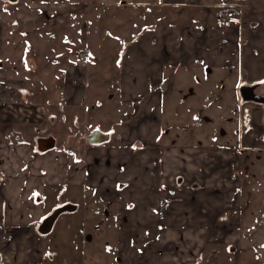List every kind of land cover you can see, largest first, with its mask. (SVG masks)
Listing matches in <instances>:
<instances>
[{
  "label": "rangeland",
  "instance_id": "1",
  "mask_svg": "<svg viewBox=\"0 0 264 264\" xmlns=\"http://www.w3.org/2000/svg\"><path fill=\"white\" fill-rule=\"evenodd\" d=\"M28 8L24 1L0 0L3 12H28ZM100 24L97 18L78 17L62 26L26 23L14 21L10 15L0 23V55L8 66L7 78L3 74L0 82L11 88V97L7 98L11 100L6 108H0V118H6L0 120V144L21 149L13 152L12 160L10 155L4 156L8 162L0 166V190H6L10 197L6 222L0 217L1 264L117 263V217L111 210L106 216L104 194L108 193L113 202L121 201L120 194L130 182L116 181L127 162L122 161L120 150L116 152L120 160L114 164L110 153L124 148L117 138L123 124L139 130V119L154 116L143 111L152 95V91L147 94L143 89L152 67L135 70L131 75L135 83L120 87L122 62L115 60L123 59L138 33L120 35V44L108 48V39H112L109 35L114 34L94 33L92 29ZM223 48H218L221 56L225 55ZM83 49H89L85 58L80 54ZM214 51L208 54L212 56ZM75 61L81 64H73ZM167 67L165 73H160L165 78L156 87L161 92L165 124L162 140L159 138L156 146L163 148L167 142L170 147L181 144L199 154L218 148L233 152L235 159L228 161V172L232 183L241 189L243 212L256 214L258 221L254 226L242 223L240 228L244 230L236 243L215 249H226L239 264H264V151L255 149L253 140L244 145L237 142L242 101L239 91L244 82L233 88L228 70L204 64L195 68ZM139 80L143 88L136 82ZM138 94L144 96L136 112L134 97ZM94 129L109 132V142L86 143ZM250 130L256 132V128H250L245 135ZM49 136L56 137V148L40 152L37 140ZM145 140L138 137L140 143L132 144V159L151 146ZM89 176L94 177L91 182ZM184 183L180 174L165 199L167 208L184 198ZM192 187L197 191L205 186L195 181ZM196 197L194 194L193 201ZM11 198L16 202L12 203ZM67 203L78 205V209L63 213L52 232L42 235L38 230L42 220ZM19 242L25 247L15 253L14 245Z\"/></svg>",
  "mask_w": 264,
  "mask_h": 264
},
{
  "label": "crops",
  "instance_id": "2",
  "mask_svg": "<svg viewBox=\"0 0 264 264\" xmlns=\"http://www.w3.org/2000/svg\"><path fill=\"white\" fill-rule=\"evenodd\" d=\"M20 1L28 3L29 11H0V23L9 15L14 21L52 22L57 26L68 25L77 17L97 18L101 24L95 28L93 25L94 33L114 34V37L109 35L112 39H108L111 43L108 48L120 44V35L138 33L137 40L124 52L123 59L120 58V62L115 60L119 64L122 62L118 72L120 87L123 84L131 87L135 83L131 76L135 70L152 67L148 70L149 75L145 72L148 77L146 88L141 80L136 82L141 83L147 94L152 91L143 111L154 113V116L143 121L139 119V130L123 124L117 138L124 148L110 153L114 164L120 160V155L116 154L120 150L122 161L127 162L126 170L120 172L116 181L130 182L120 194L121 201L113 202L108 193L104 194L108 205L107 214L104 213L107 216L111 210L114 218L117 217L116 243L119 249L116 264H239L237 259L232 260L233 254L226 249H215L216 246L236 243L244 230L240 228L242 223L254 226L258 221L256 214L243 212L241 189L239 184L232 183L228 172V161L234 158L233 152L218 148L199 154L188 147L182 148L181 144L170 147L167 142L159 149L160 144L157 147L156 143L159 138L162 140L165 124L162 122L161 92L156 87L165 78L160 73L169 69L167 65L170 68H195L204 64L224 68L229 71L233 88L243 82L246 85L264 82V0ZM178 18L183 21H177ZM110 29L112 31H108ZM223 46L225 55L221 56L218 48ZM211 50H215L212 56L208 54ZM5 68L0 67V79L3 74L7 78L8 69ZM85 76L88 77L89 73ZM9 89L10 84L0 82V98H4L0 101V108H6L11 100L7 99L11 97ZM143 96L134 97L138 102V106L137 102L134 103L136 112L140 111ZM240 105L238 125L241 126L237 133L240 141L237 142L244 145L253 140L250 144L264 151V106L242 101ZM2 111L0 109V114ZM0 120L6 118L1 116ZM250 128H256V132L250 130L248 136L245 135ZM258 133L263 135L257 138ZM138 137L145 138L151 146L132 159V144L140 143ZM13 149L11 144H0V166L8 162L4 156L10 155L12 160L13 152L21 150L18 147ZM180 174L185 178L184 198L167 208L165 199ZM106 177L107 185L111 184L110 173L107 172ZM93 179V176L88 177L89 182ZM195 181L204 183L205 187L195 191L192 187ZM194 194L196 201H193ZM9 198L6 190H0L3 223L6 222L4 217ZM10 201L16 202L12 198ZM24 247L19 242L13 250L17 253Z\"/></svg>",
  "mask_w": 264,
  "mask_h": 264
},
{
  "label": "water",
  "instance_id": "3",
  "mask_svg": "<svg viewBox=\"0 0 264 264\" xmlns=\"http://www.w3.org/2000/svg\"><path fill=\"white\" fill-rule=\"evenodd\" d=\"M258 84L242 85L240 87V96L243 102H253L264 105V95L258 93L256 90ZM111 134L104 132L101 129H94L86 138V143L93 145H100L109 142ZM57 139L54 136L41 137L37 140V147L40 152H47L56 148ZM78 209V205L67 203L61 207L56 208L51 214L46 216L39 225V232L42 235H47L52 232L56 221L65 212H74ZM2 262V255L0 254V264Z\"/></svg>",
  "mask_w": 264,
  "mask_h": 264
},
{
  "label": "trees",
  "instance_id": "4",
  "mask_svg": "<svg viewBox=\"0 0 264 264\" xmlns=\"http://www.w3.org/2000/svg\"><path fill=\"white\" fill-rule=\"evenodd\" d=\"M222 10L224 11L225 10V8H222ZM88 53H89V51L87 50V49H84V50H82L81 52H80V54L85 58L87 55H88ZM0 67H6V68H8V66H7V64H6V61H4V59H2V60H0ZM245 84V83H244ZM264 106V105H263ZM9 126L10 125H7V127L9 128ZM6 127V128H7ZM5 128V129H6Z\"/></svg>",
  "mask_w": 264,
  "mask_h": 264
},
{
  "label": "flooded vegetation",
  "instance_id": "5",
  "mask_svg": "<svg viewBox=\"0 0 264 264\" xmlns=\"http://www.w3.org/2000/svg\"><path fill=\"white\" fill-rule=\"evenodd\" d=\"M254 84H258L259 85V87L257 88V92L258 93H262L263 95H264V82H255ZM254 84H252V85H254ZM260 91V92H259ZM263 91V92H262ZM46 216V215H45Z\"/></svg>",
  "mask_w": 264,
  "mask_h": 264
}]
</instances>
